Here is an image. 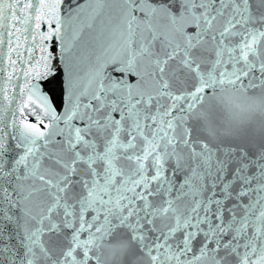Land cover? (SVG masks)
<instances>
[{"label":"snow or ice","instance_id":"obj_1","mask_svg":"<svg viewBox=\"0 0 264 264\" xmlns=\"http://www.w3.org/2000/svg\"><path fill=\"white\" fill-rule=\"evenodd\" d=\"M0 264H264V0H0Z\"/></svg>","mask_w":264,"mask_h":264},{"label":"water","instance_id":"obj_2","mask_svg":"<svg viewBox=\"0 0 264 264\" xmlns=\"http://www.w3.org/2000/svg\"><path fill=\"white\" fill-rule=\"evenodd\" d=\"M67 9L65 8V11ZM42 31H46V26L42 25ZM102 39L98 38L95 33H88L80 43V51L85 57L83 62L78 61V67L84 69L87 66V55L92 53L94 50H98ZM52 48L55 49L53 56L55 57L52 61V73L45 79L39 81L41 92L44 96H47L52 107L56 108L57 111H61L67 101V69L64 61L60 59V44L61 41L58 38H53L52 41L48 42ZM7 52V48L4 50ZM5 69H7V61H3ZM19 114L17 119H19ZM29 122H36V117L28 115Z\"/></svg>","mask_w":264,"mask_h":264}]
</instances>
